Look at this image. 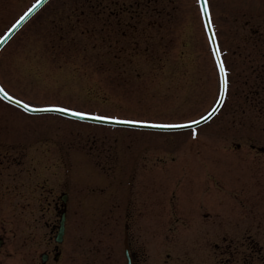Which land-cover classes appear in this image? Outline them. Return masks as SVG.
I'll list each match as a JSON object with an SVG mask.
<instances>
[{
	"label": "rangeland",
	"instance_id": "rangeland-1",
	"mask_svg": "<svg viewBox=\"0 0 264 264\" xmlns=\"http://www.w3.org/2000/svg\"><path fill=\"white\" fill-rule=\"evenodd\" d=\"M63 1L68 0L46 6L13 39L12 52L0 55V79L15 96L34 105L164 123L195 119L215 102L218 76L197 0H167L138 20H128L122 9L102 0V19L87 21L88 31L80 12L71 20L62 18L70 12ZM207 2L227 91L204 125L177 132L129 130L12 111L19 127H30L26 143L42 147L44 168L63 167L48 180L62 189L66 182L73 194L76 206L68 213L61 264H123V195H128L126 217H134L129 231L139 251L137 264H223L226 255L229 264L245 263L242 257L264 264V89L261 100L248 102L254 95L247 94L250 47L244 45L246 19L254 25L264 19V12L251 15L264 11V0ZM28 3L13 0L14 16ZM72 7L77 12L79 5ZM0 12V23L11 20L6 7ZM6 109L12 108L0 102V110ZM38 133L68 155L63 152L59 162L47 160L49 143ZM14 134L23 130L14 127ZM30 161L27 156L24 170L15 169L27 188L14 192L12 210L0 212V234L16 247L28 232L44 242L45 222L54 217L47 208L52 197L35 184L40 177ZM131 166L132 180L126 174ZM91 188L96 189L86 190ZM248 237L257 244L247 253L241 241ZM223 244L229 253L220 256Z\"/></svg>",
	"mask_w": 264,
	"mask_h": 264
},
{
	"label": "flooded vegetation",
	"instance_id": "flooded-vegetation-1",
	"mask_svg": "<svg viewBox=\"0 0 264 264\" xmlns=\"http://www.w3.org/2000/svg\"><path fill=\"white\" fill-rule=\"evenodd\" d=\"M26 1L29 2L28 4H30V2L33 0ZM77 2L78 0H68L67 2L63 1L62 3L63 5L68 4L70 6V10H72L71 6L75 5ZM84 2L87 4H93L94 0H84ZM59 3L60 0L47 1V5H57ZM12 4L13 0H0V10H3V8L6 7V12L10 16L13 14L9 22L0 23V35L7 28L8 23L14 19V13H12ZM0 21H3L2 12H0ZM253 26L254 25L251 27ZM251 27L249 29H251ZM253 34L256 36V38L249 46L250 49L247 52V59L250 65L248 81L249 84L253 85L254 88V84L257 83H262L264 86V22L261 30H258V32L255 31ZM260 36L261 39H259ZM11 49L12 45L10 46L7 43L0 49V53L5 51L11 53ZM255 53H259V56ZM9 57L12 59L11 54ZM258 58L261 59L260 62H258ZM252 95L255 96L256 94L252 93ZM23 135L14 134L12 110H5L4 112L0 110V212L13 209L14 185H24L23 182L19 181L17 178L19 172L23 170L21 162L24 155L26 154V141L22 140L24 137ZM15 169L19 170V172H15ZM75 206L76 205H70L69 203H66L63 207L58 198L53 199L52 204L49 205L48 208L51 207L56 215L50 223L46 224L48 227L49 236L44 242H41L40 239L36 240L29 232L21 239V247L14 246L12 240L2 238L0 241V264H59L61 257L64 255L65 236L63 237V241L59 244L53 240V237L57 232L59 219L58 216L63 211V208H65V212L67 213L71 208L74 209ZM66 229L67 228L65 225L64 233L66 232ZM42 244H45V247L42 250H38ZM70 250L72 253L71 258L73 261H75V242L71 246ZM130 251L133 258V264H135L136 251L133 248H130ZM42 252L46 254L44 263H41L39 260V254ZM14 255L18 256L15 262L12 260ZM55 255L58 256L56 259H53ZM226 259L229 260V258ZM245 259H247V257H244V261L247 264V260Z\"/></svg>",
	"mask_w": 264,
	"mask_h": 264
},
{
	"label": "water",
	"instance_id": "water-1",
	"mask_svg": "<svg viewBox=\"0 0 264 264\" xmlns=\"http://www.w3.org/2000/svg\"><path fill=\"white\" fill-rule=\"evenodd\" d=\"M45 0H39L33 7L30 9L27 13H25L20 19H18L17 22L14 23V25L9 29V31L5 34L4 37L1 38V42L6 40L30 15L33 13L40 5L43 4ZM199 2V7L200 11L202 14V18L205 24V28L208 34V38L210 41V45L218 66L219 70V76H220V91L221 95L214 107L203 117H201L198 120L189 122V123H184V124H177V125H171V124H153V123H144V122H136V121H127V120H121V119H113V118H106V117H99V116H93V115H87V114H81L69 110H65L62 108H57V107H44V108H33L29 107L9 96L4 94L0 90V95L5 98L6 100L12 102L13 104L27 110L30 112H56L65 116L77 118L80 120H85V121H91V122H97V123H104V124H111V125H120V126H131V127H138V128H146V129H156V130H175V129H182V128H187V127H193L198 124H201L202 122L206 121L218 108L220 105L221 99H222V94L224 90V71L222 68V64L218 55L214 35L210 26L209 22V16H208V11H207V5H206V0H198ZM129 264V262L127 263Z\"/></svg>",
	"mask_w": 264,
	"mask_h": 264
}]
</instances>
